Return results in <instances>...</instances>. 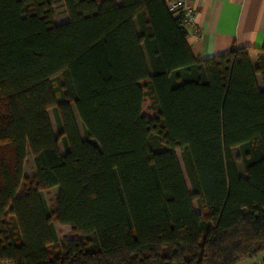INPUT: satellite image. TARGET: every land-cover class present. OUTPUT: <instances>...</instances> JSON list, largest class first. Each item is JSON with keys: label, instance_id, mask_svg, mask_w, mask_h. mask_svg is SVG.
I'll return each instance as SVG.
<instances>
[{"label": "trees", "instance_id": "1", "mask_svg": "<svg viewBox=\"0 0 264 264\" xmlns=\"http://www.w3.org/2000/svg\"><path fill=\"white\" fill-rule=\"evenodd\" d=\"M61 1L68 20L58 24L56 0H0V264L255 258L264 250V44L257 66L248 48L202 59L162 0ZM55 223L74 239L61 243Z\"/></svg>", "mask_w": 264, "mask_h": 264}, {"label": "crops", "instance_id": "2", "mask_svg": "<svg viewBox=\"0 0 264 264\" xmlns=\"http://www.w3.org/2000/svg\"><path fill=\"white\" fill-rule=\"evenodd\" d=\"M188 3L203 35L201 40L188 35V44L196 57L212 58L234 48H248L253 50V62L264 44V0H188ZM240 264H264V250Z\"/></svg>", "mask_w": 264, "mask_h": 264}, {"label": "rangeland", "instance_id": "3", "mask_svg": "<svg viewBox=\"0 0 264 264\" xmlns=\"http://www.w3.org/2000/svg\"><path fill=\"white\" fill-rule=\"evenodd\" d=\"M97 1L99 3L102 2V0H97ZM118 1L119 0H116V2H118ZM54 13H55L56 23L62 24V23H65L68 20L67 13H66V11L64 9V6H63V3H62L61 0H56V5L54 7ZM253 58H254L253 59V64H254V66H257L256 65L257 57L254 56ZM257 79H258L260 87L263 88L264 87L263 79H262L260 74H257ZM53 84H54V87L56 88V90L59 91V94L56 92L57 99H59V97H61V96L63 97V89L61 87L60 79H55L53 81ZM148 107H149V103H146L145 108H144V113H146V114H150V111H149ZM74 114H75V119H76V122H77V125H78V128H79L81 137L83 139H85V132H84L83 126L81 124V121H80L75 109H74ZM48 115H49L53 130H54V133L58 137L59 136L58 123H57L55 110L53 108L49 109ZM59 147H60L61 153H64L65 149H64V145H63L62 140H60ZM176 153H177V156H178V159H179V162H180V165H181V168H182V171H183L187 186H188L189 190L192 192V186H191V183H190V179H189V176H188V173H187V169H186L185 162L183 160L182 154H181L180 150H177ZM232 154H233V156H234V158L236 160V163H237L238 167L240 168V170L244 169L243 158H242V155H241V148L237 147V148L232 149ZM34 173H35V169H34L33 160H32L31 157H29L28 158V162H27V166H26V175L31 177V176H33ZM57 193H58V189L57 188H54V189H51V190H48V191L45 192L46 198H47V200L49 202V206L51 207V209L55 208ZM195 206L197 207L196 203H195ZM56 227H57V230L59 232L58 236H59V240H60L61 243H64L67 240L74 239V234L72 233V230H71L70 227L61 226L59 224H57Z\"/></svg>", "mask_w": 264, "mask_h": 264}, {"label": "built area", "instance_id": "4", "mask_svg": "<svg viewBox=\"0 0 264 264\" xmlns=\"http://www.w3.org/2000/svg\"><path fill=\"white\" fill-rule=\"evenodd\" d=\"M168 11L175 17L181 19V26L187 31L188 35L197 36L198 39H203L200 29L195 23V12L188 0H162ZM9 264V263H6Z\"/></svg>", "mask_w": 264, "mask_h": 264}]
</instances>
